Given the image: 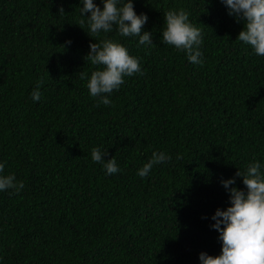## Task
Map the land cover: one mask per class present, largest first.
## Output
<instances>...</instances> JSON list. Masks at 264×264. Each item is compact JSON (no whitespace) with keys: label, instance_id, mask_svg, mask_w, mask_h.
Here are the masks:
<instances>
[{"label":"trees","instance_id":"trees-1","mask_svg":"<svg viewBox=\"0 0 264 264\" xmlns=\"http://www.w3.org/2000/svg\"><path fill=\"white\" fill-rule=\"evenodd\" d=\"M132 2L155 46L115 26L91 38L82 0H0V174L24 182L0 191V264H200L221 252V181L243 190L237 171L259 162L264 173V56L236 39L243 22L221 0ZM180 9L201 29L202 66L163 43L164 13ZM105 38L143 75L97 106L79 72L90 77L84 58ZM93 148L120 171L107 174ZM153 151L171 159L141 178Z\"/></svg>","mask_w":264,"mask_h":264},{"label":"clouds","instance_id":"clouds-1","mask_svg":"<svg viewBox=\"0 0 264 264\" xmlns=\"http://www.w3.org/2000/svg\"><path fill=\"white\" fill-rule=\"evenodd\" d=\"M103 8L93 0H82L80 7V26L87 22L93 37L101 33H110L115 26L120 36L138 37L140 45L155 46L152 33L143 32L147 22L145 14L137 15L132 0H101ZM228 9V15L238 22H243L242 30L236 39L249 45L258 56H264V0H221ZM119 5V6H118ZM63 11V9H60ZM85 13H89L85 17ZM86 18V21H85ZM164 44L174 46L186 52L189 62L203 65V53L200 51L202 41L201 29L189 22L187 11L168 10L164 13ZM82 28V27H81ZM83 29V28H82ZM70 43V41L66 42ZM87 59L96 66L90 77L85 71L79 72L81 80H87L86 87L91 97L99 98L98 104L110 106L108 98L114 90L124 83V77L139 73L143 75L138 58L130 56L121 44L110 39H101L99 43H90ZM33 91V101H39L42 93ZM106 152L99 148L91 150V159L101 163L107 174L120 171L114 158L105 160ZM181 157L178 155L177 159ZM171 157L164 152H152L151 158L137 171V175L145 178L154 165L163 164ZM5 165L0 163V173ZM236 177L242 178L245 189L229 187L235 184V178L222 180L223 187L229 192L230 205L225 210L217 209L211 219V225L219 233L222 242L218 256H210L204 252L199 254L200 264H264V173L259 162L250 163L245 172L237 171ZM24 188L23 181H17L14 174H0V191L13 190L19 193ZM223 225V227H221Z\"/></svg>","mask_w":264,"mask_h":264}]
</instances>
